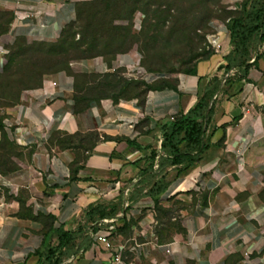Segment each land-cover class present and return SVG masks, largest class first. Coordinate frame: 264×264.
Returning <instances> with one entry per match:
<instances>
[{
	"label": "crops",
	"instance_id": "crops-1",
	"mask_svg": "<svg viewBox=\"0 0 264 264\" xmlns=\"http://www.w3.org/2000/svg\"><path fill=\"white\" fill-rule=\"evenodd\" d=\"M80 1L0 0V11L12 15L1 45L55 43ZM225 2L239 12L244 0ZM210 37L218 43L195 74L177 75L142 103L101 100L77 112L74 79L58 72L24 91L16 106L0 108V157L13 167L0 172V264H50L43 253L62 232L73 240L59 264H114L120 247L123 264H264V42L252 45L246 64L261 57L244 80L241 68L225 72L234 56L226 25L214 24ZM120 69L139 71V55L86 59L73 72ZM202 96L208 149L190 167L161 164L160 126ZM56 135L98 142L91 151L61 150L49 146ZM156 184L163 185L158 194ZM98 212L111 216L100 220ZM103 220H110L111 250L92 240Z\"/></svg>",
	"mask_w": 264,
	"mask_h": 264
},
{
	"label": "rangeland",
	"instance_id": "rangeland-1",
	"mask_svg": "<svg viewBox=\"0 0 264 264\" xmlns=\"http://www.w3.org/2000/svg\"><path fill=\"white\" fill-rule=\"evenodd\" d=\"M4 14L0 11V17ZM233 15L225 0H81L76 17L56 43L12 46L11 55L25 54L13 60L12 75L4 82L6 99L0 104L14 107L18 94L27 91L18 84L22 76L27 75L24 83L33 88L38 85L40 72H73L84 59L95 56L109 60L136 52L140 57L139 71L120 69L109 74L117 72L121 80L133 86H156L161 82H151V76L167 77V82L173 84L177 75L184 74L211 51L207 38L213 33V25H226ZM0 28L5 29L3 22ZM4 35L0 31V36ZM86 82L80 79L79 85L85 87ZM140 91L141 87L131 88L128 97Z\"/></svg>",
	"mask_w": 264,
	"mask_h": 264
},
{
	"label": "trees",
	"instance_id": "trees-1",
	"mask_svg": "<svg viewBox=\"0 0 264 264\" xmlns=\"http://www.w3.org/2000/svg\"><path fill=\"white\" fill-rule=\"evenodd\" d=\"M133 1L135 3V0ZM134 12H136V10H134ZM4 13L5 14L0 17V22H3V24L5 25V29L0 28L2 34L7 33L8 25L10 24L12 19V15L10 13ZM76 15L77 6L75 17ZM226 28L228 32L230 46L233 48V51L231 53L234 54V56L230 55L227 58L228 65L225 67V72L229 71L231 66L241 68L242 70L240 72V79L245 80L248 70L251 67L256 66L257 60L261 57L260 55L256 54L253 62L251 64H246L250 59V49L252 45L261 44L264 42V0H244L240 11H235L234 15L227 19ZM19 44L24 45L26 44V41L18 39L14 41L11 45L6 46L8 54L6 55L5 60L7 61V63L5 64L2 72L0 73L1 102L6 99L4 82L5 79L12 75L13 60L17 56L21 57L25 54V52L18 53L17 55L10 54V50L13 48L12 46H17ZM41 44L48 45V43ZM19 50L20 49L18 48V52ZM212 54L213 52L209 51L205 54L204 57L198 58L192 68L187 70L184 74H195L196 64L200 61L207 60ZM114 59L115 57H112L109 60H104L110 63ZM58 72H65L74 79L73 100L77 112H82L90 105V103H99L103 99H110L114 104L118 103V101L120 100L129 99H137L139 103H142L149 91L163 90L173 86L172 84H169L167 81L164 80H161V82H159V84H157L156 86H147L145 84H135L133 86L132 82H128L127 80H121L118 77L117 72L100 76L76 74L68 69H59L54 72H40L38 85H35L33 88L27 87L24 83L28 79L27 75L22 76L19 79L18 84L22 87H26L27 90L36 89L40 87L44 76ZM80 79L87 80V82L85 83V87H81L79 85ZM138 87H141V91L132 97H128L129 90L131 88L136 89ZM22 93L23 92L18 94L17 99L15 101L12 100L14 101L15 106L19 103L20 96ZM0 108H5V106H2L0 104ZM207 110V97L202 96L200 99H198L196 105L192 109H190L185 115L173 118V120L160 126V131L162 134L161 151L165 155V157L161 160V164L168 166L190 167L200 161L202 154L208 149V144H205L203 141V137L205 134V112ZM211 111L212 110L210 109L207 116L211 114ZM97 142L98 137L96 136L90 137L89 140H87V138H84L80 135H56L50 141L49 146H53L55 144L61 150H73L78 146L85 148L86 151H91V149ZM154 157L155 154H151L150 158ZM7 161L8 160L5 159V157H0V172L13 170V167L8 165ZM162 187L163 185L156 184L155 188H153L154 194H158L162 190ZM155 207L157 209V205ZM99 209L100 208H96L93 211H98ZM110 216L111 213L105 214L103 212H98L97 214V218L100 220L108 218ZM28 217L34 219L30 215H28ZM175 228L182 232L181 228L178 225H175ZM72 240L73 234L64 232L60 233L58 246L56 248H47L43 253V255L45 256V260L49 261L50 264H59L61 262L62 257L64 256L63 249L68 247Z\"/></svg>",
	"mask_w": 264,
	"mask_h": 264
},
{
	"label": "built area",
	"instance_id": "built-area-1",
	"mask_svg": "<svg viewBox=\"0 0 264 264\" xmlns=\"http://www.w3.org/2000/svg\"><path fill=\"white\" fill-rule=\"evenodd\" d=\"M207 42H208L209 46L214 47L215 45H217L218 39L209 36L207 38ZM7 54H8L7 49L5 47H3L0 43V60L5 59ZM162 78H163V76H151L150 81L154 82V81H157V80L162 79ZM171 120H173V119H171ZM239 161L242 162V156L241 155L239 156ZM109 224H110V220H103L101 222V225H105L106 228L104 230H100V231L94 233L93 237H92L93 242L95 244L103 245L105 250H111L114 248L111 241H110V236H111L112 230L110 228H108ZM165 251L167 254L170 253V251L168 249H166ZM113 263L114 264H123L121 261V247L116 249L115 254H114Z\"/></svg>",
	"mask_w": 264,
	"mask_h": 264
}]
</instances>
